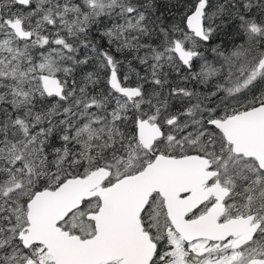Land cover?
Here are the masks:
<instances>
[{"label": "snow or ice", "instance_id": "obj_1", "mask_svg": "<svg viewBox=\"0 0 264 264\" xmlns=\"http://www.w3.org/2000/svg\"><path fill=\"white\" fill-rule=\"evenodd\" d=\"M0 264H264V0H0Z\"/></svg>", "mask_w": 264, "mask_h": 264}]
</instances>
